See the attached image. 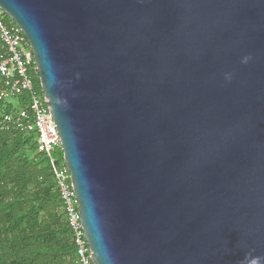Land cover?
Returning <instances> with one entry per match:
<instances>
[{"label": "water", "instance_id": "obj_1", "mask_svg": "<svg viewBox=\"0 0 264 264\" xmlns=\"http://www.w3.org/2000/svg\"><path fill=\"white\" fill-rule=\"evenodd\" d=\"M26 36L95 264H264V0H0Z\"/></svg>", "mask_w": 264, "mask_h": 264}, {"label": "trees", "instance_id": "obj_2", "mask_svg": "<svg viewBox=\"0 0 264 264\" xmlns=\"http://www.w3.org/2000/svg\"><path fill=\"white\" fill-rule=\"evenodd\" d=\"M35 86L42 94L38 79ZM28 100H0V122ZM54 158L64 165L61 151ZM0 264H78L49 159L38 152L36 134L14 129L0 131Z\"/></svg>", "mask_w": 264, "mask_h": 264}, {"label": "built area", "instance_id": "obj_3", "mask_svg": "<svg viewBox=\"0 0 264 264\" xmlns=\"http://www.w3.org/2000/svg\"><path fill=\"white\" fill-rule=\"evenodd\" d=\"M8 17L0 9V100L12 101L13 98L27 95L28 104L15 114L5 115L0 122V131L17 130L36 134L38 152L50 162L58 194L63 203L66 221L73 236L78 264H95L92 252L81 227L78 200L71 187L70 173L66 165L57 166L55 153H63L62 143L55 122L42 92L38 93L35 81L39 80L33 50L22 32L14 25L5 23Z\"/></svg>", "mask_w": 264, "mask_h": 264}]
</instances>
